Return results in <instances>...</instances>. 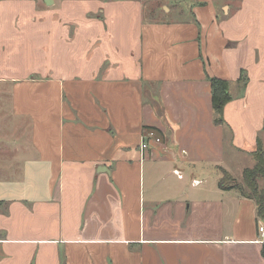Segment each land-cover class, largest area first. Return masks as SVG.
<instances>
[{
	"label": "crops",
	"instance_id": "obj_1",
	"mask_svg": "<svg viewBox=\"0 0 264 264\" xmlns=\"http://www.w3.org/2000/svg\"><path fill=\"white\" fill-rule=\"evenodd\" d=\"M52 2L0 0V264H264V0Z\"/></svg>",
	"mask_w": 264,
	"mask_h": 264
},
{
	"label": "trees",
	"instance_id": "obj_2",
	"mask_svg": "<svg viewBox=\"0 0 264 264\" xmlns=\"http://www.w3.org/2000/svg\"><path fill=\"white\" fill-rule=\"evenodd\" d=\"M212 108L215 115L214 123L223 125L224 109L232 100L230 96V83L221 79H210ZM152 130L150 128L145 129ZM255 165L251 169H246L242 175V182L239 183L229 176L226 172L223 173V178L220 182V188L223 190H238L242 196L255 200L258 207V218L264 219V189L260 187V181L264 180V150L261 143L258 141V148L253 154ZM264 257V247L262 251Z\"/></svg>",
	"mask_w": 264,
	"mask_h": 264
},
{
	"label": "rangeland",
	"instance_id": "obj_3",
	"mask_svg": "<svg viewBox=\"0 0 264 264\" xmlns=\"http://www.w3.org/2000/svg\"><path fill=\"white\" fill-rule=\"evenodd\" d=\"M168 1H171V0H168ZM154 11V13H152L151 12V10L149 11V10H146L145 11V13H144V20L145 21H159V20H164L165 18H166V14H165V12L163 11V10H161V6H157L156 8H155V10H153ZM166 11V13H168V10L166 9L165 10ZM151 12V13H150ZM1 94H5L4 95V97H5V99L7 100L8 99V97H9V95H8V91L7 90H5V91H3V90H0V95ZM7 104V102L5 103V105ZM4 105V107L3 108H0V110L1 109H4V110H6V107L7 106H5ZM3 150H4V147H3V144H0V159H1V157H3L4 155H2V153H3ZM11 158H13L14 157V155H12V156H10ZM16 174V172H11V174H9V175H7L6 177L3 175V173H1L0 172V179H5V178H11L12 179V176L13 175H15Z\"/></svg>",
	"mask_w": 264,
	"mask_h": 264
},
{
	"label": "built area",
	"instance_id": "obj_4",
	"mask_svg": "<svg viewBox=\"0 0 264 264\" xmlns=\"http://www.w3.org/2000/svg\"><path fill=\"white\" fill-rule=\"evenodd\" d=\"M163 143L162 137L155 131V130H147L144 132V137L142 140V144L140 146V151L145 154L147 151H149L151 144L155 145H161ZM176 175H178L179 178H182L181 173L178 171L174 172ZM194 185H200V182H195ZM259 232L262 236V239H264V227L259 228Z\"/></svg>",
	"mask_w": 264,
	"mask_h": 264
},
{
	"label": "water",
	"instance_id": "obj_5",
	"mask_svg": "<svg viewBox=\"0 0 264 264\" xmlns=\"http://www.w3.org/2000/svg\"><path fill=\"white\" fill-rule=\"evenodd\" d=\"M44 3L47 5V6H51L52 5V0H44Z\"/></svg>",
	"mask_w": 264,
	"mask_h": 264
}]
</instances>
